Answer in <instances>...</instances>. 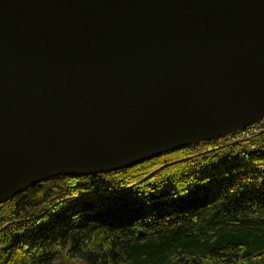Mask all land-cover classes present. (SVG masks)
<instances>
[{
	"label": "water",
	"instance_id": "water-1",
	"mask_svg": "<svg viewBox=\"0 0 264 264\" xmlns=\"http://www.w3.org/2000/svg\"><path fill=\"white\" fill-rule=\"evenodd\" d=\"M264 119V0H0V204Z\"/></svg>",
	"mask_w": 264,
	"mask_h": 264
},
{
	"label": "trees",
	"instance_id": "trees-1",
	"mask_svg": "<svg viewBox=\"0 0 264 264\" xmlns=\"http://www.w3.org/2000/svg\"><path fill=\"white\" fill-rule=\"evenodd\" d=\"M257 126L241 140L29 187L0 204V264H56L64 249L85 264H264Z\"/></svg>",
	"mask_w": 264,
	"mask_h": 264
},
{
	"label": "rangeland",
	"instance_id": "rangeland-1",
	"mask_svg": "<svg viewBox=\"0 0 264 264\" xmlns=\"http://www.w3.org/2000/svg\"><path fill=\"white\" fill-rule=\"evenodd\" d=\"M251 128H253V126L250 127V129ZM246 130L241 131L239 133H245ZM55 263L56 264H85V262L79 257L68 255L67 249H64L60 252V254L56 258Z\"/></svg>",
	"mask_w": 264,
	"mask_h": 264
},
{
	"label": "built area",
	"instance_id": "built-area-1",
	"mask_svg": "<svg viewBox=\"0 0 264 264\" xmlns=\"http://www.w3.org/2000/svg\"><path fill=\"white\" fill-rule=\"evenodd\" d=\"M262 124H264V120L261 122ZM259 127L257 126L255 130H251L249 133H237L235 135L232 136V139H230L231 141H237V140H241L243 138H247L250 135L256 133L258 131Z\"/></svg>",
	"mask_w": 264,
	"mask_h": 264
},
{
	"label": "bare ground",
	"instance_id": "bare-ground-1",
	"mask_svg": "<svg viewBox=\"0 0 264 264\" xmlns=\"http://www.w3.org/2000/svg\"><path fill=\"white\" fill-rule=\"evenodd\" d=\"M256 126H257V125L253 126V130H255V129H256ZM247 129H248V128H247ZM245 130H246V129H245ZM243 131H244V130H243ZM240 132H241V131H240ZM245 133H246V132H245Z\"/></svg>",
	"mask_w": 264,
	"mask_h": 264
}]
</instances>
